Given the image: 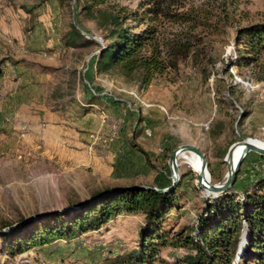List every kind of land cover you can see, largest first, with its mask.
I'll return each mask as SVG.
<instances>
[{
    "label": "rangeland",
    "instance_id": "1",
    "mask_svg": "<svg viewBox=\"0 0 264 264\" xmlns=\"http://www.w3.org/2000/svg\"><path fill=\"white\" fill-rule=\"evenodd\" d=\"M147 1L114 0L101 7L120 16L142 14ZM169 12L146 21L157 31L153 46L143 52L156 49L160 70L127 75L116 66L97 73L94 59L106 42V28L90 19L80 3L0 0L3 69L27 67L56 94L45 90L24 116L0 111V264H110L114 256L137 247L141 214L117 215L95 231L20 253L11 249L17 236L9 240L3 234L26 225L22 232L28 234L34 224L61 214L67 219L66 212L105 187H167L170 154L183 144L200 149L206 179L220 183L232 144L247 138L264 141V49L247 53L235 40L237 28L264 22V0H175ZM147 23L126 21L135 32ZM70 25L94 44L60 51ZM176 41L187 45L186 55L171 54L169 45ZM61 83L69 84L68 94L76 89L77 98L57 101L64 95L55 88ZM3 88L0 83V110ZM92 95L96 98L89 104ZM70 129L78 133L79 143L55 138V132ZM183 155L177 161L179 200L165 221L171 232L196 222L205 201L214 197L197 186V172L189 163L196 154ZM259 178H264V155L250 151L233 189L241 194ZM183 253L165 247L159 258L173 261Z\"/></svg>",
    "mask_w": 264,
    "mask_h": 264
},
{
    "label": "trees",
    "instance_id": "2",
    "mask_svg": "<svg viewBox=\"0 0 264 264\" xmlns=\"http://www.w3.org/2000/svg\"><path fill=\"white\" fill-rule=\"evenodd\" d=\"M111 1L114 0H74L81 4L90 19L106 28V42L99 47L94 59L95 71L103 73L120 66L121 71L127 75L141 71L147 76L153 70H160L162 66L156 49H152L149 54L143 52L145 47L153 46L157 31L146 21L170 16L169 8L175 0H148V6L144 7L142 14L132 11L123 16L101 7ZM146 16L148 20H145ZM128 18L138 24H147L135 32L126 24ZM64 36L63 44L66 47L94 44L74 25H70ZM235 40L243 44L242 50L247 53H257L264 49V22L237 28ZM188 49L182 42L176 41L169 45L174 55H186ZM6 61L0 60V77ZM95 98L96 95L90 96L87 103L93 104ZM81 109L83 113L89 110L84 106ZM114 188L117 187H105L93 194L101 193L96 198L77 203L75 210L66 212L69 215L67 219L61 214L48 219L46 223L34 224L28 234L22 232L28 229L26 225L23 229H12L3 237L11 240L17 236L11 249L14 253H20L31 247L45 246L57 239H71L95 231L117 215L141 214L144 223L140 228L137 247L114 256L110 264H155L157 260L162 264H264V178L256 180L241 194L233 189L232 184L222 194L207 199L196 222L175 232L165 228V221L166 215L177 207L179 185L166 192ZM6 225L2 223V226ZM165 247L182 249L184 253L173 261H167L159 258L160 250ZM238 248L242 252L237 260Z\"/></svg>",
    "mask_w": 264,
    "mask_h": 264
},
{
    "label": "crops",
    "instance_id": "3",
    "mask_svg": "<svg viewBox=\"0 0 264 264\" xmlns=\"http://www.w3.org/2000/svg\"><path fill=\"white\" fill-rule=\"evenodd\" d=\"M59 43V42H58ZM61 45V44H60ZM59 50L62 52L68 51L69 47L64 46H58ZM79 67H76V69ZM5 69V68H4ZM76 75L77 73L72 74V80H71V88H75L76 84ZM0 83H3V86H6V88H3L5 97L3 98V106H1V110L3 109L4 112H15L20 114V116L26 115L30 109V103H34L35 101H40L42 94L44 91H48L49 96H51L53 93L55 94L51 86L46 84L44 81L39 80L36 78V75L27 67L22 66H16L11 65L6 67L5 71L3 72V75L0 78ZM56 90L58 93H63L64 95L62 98L57 99V101H60L62 103L70 102L72 101L73 97L78 96L77 90L74 89L71 90L73 94H68L69 84H59L57 85ZM9 89V90H8ZM59 89V90H58ZM1 92V93H2ZM53 94V95H54ZM52 95V96H53ZM56 95V94H55ZM59 97V95H58ZM56 98V96H55ZM75 98V99H76ZM75 102V101H73ZM80 105L82 107V104L80 102ZM54 136L56 139H61L64 141V143H79V136L78 133L75 130H68V131H57L54 133ZM69 157V156H68Z\"/></svg>",
    "mask_w": 264,
    "mask_h": 264
},
{
    "label": "water",
    "instance_id": "4",
    "mask_svg": "<svg viewBox=\"0 0 264 264\" xmlns=\"http://www.w3.org/2000/svg\"><path fill=\"white\" fill-rule=\"evenodd\" d=\"M237 144H242L244 146V148L242 149L241 153L239 154L237 160L235 162H233L232 165H230L229 161H227V159H226L227 173H226L225 179L220 183H215V184L210 183L209 180L206 179L205 173H206L207 164H206L204 154L200 151V149L194 145L183 144V145H180V146L176 147L175 149H173L171 154H170L169 166L171 169L172 181H171V184L169 186L164 187V188H157V187H151V186H147V185L133 184V185L123 186V187L120 186V187H117L114 189L142 188V189H153V190H156L158 192H166V191L172 190L176 187V182L178 179V176H177L178 175V163L176 161L177 154L179 152L190 151V152H193L196 155H198L201 159V171L196 174L197 186L201 189H205L207 191V196L208 195L217 196L219 194H222L223 192H225L226 190H228L232 186L241 162L243 161L245 156L250 151L256 152L260 155H264V147L258 146L254 143H251L250 141H248V139H243V140L238 141V142H236L230 146V148L227 151L226 158H229L232 155V151ZM114 189H112V190H114ZM109 191H111V190H109ZM97 196L98 195L93 196L89 200H92V199L96 198ZM17 224L18 223L13 224V225L5 228L4 230L12 229V228L16 227ZM241 252H242V249L236 255L237 260L240 256Z\"/></svg>",
    "mask_w": 264,
    "mask_h": 264
},
{
    "label": "bare ground",
    "instance_id": "5",
    "mask_svg": "<svg viewBox=\"0 0 264 264\" xmlns=\"http://www.w3.org/2000/svg\"><path fill=\"white\" fill-rule=\"evenodd\" d=\"M248 141H250L251 143H254L258 146H261V147H264V141L262 140H259V139H254V138H247ZM244 148V146L242 144H237L233 151H232V155L228 158V161L230 163V165L233 164V162H235L239 156V154L241 153L242 149ZM184 152H179L177 154V158H176V161H178V159L180 157H184ZM198 156V155H197ZM196 155H194L192 157V159L189 161L191 167L193 168V170L197 173H199L201 171V159L200 157L198 156L197 157ZM178 163V162H177ZM206 174V173H205ZM205 190V189H203Z\"/></svg>",
    "mask_w": 264,
    "mask_h": 264
},
{
    "label": "built area",
    "instance_id": "6",
    "mask_svg": "<svg viewBox=\"0 0 264 264\" xmlns=\"http://www.w3.org/2000/svg\"><path fill=\"white\" fill-rule=\"evenodd\" d=\"M23 127H26V124H24Z\"/></svg>",
    "mask_w": 264,
    "mask_h": 264
}]
</instances>
